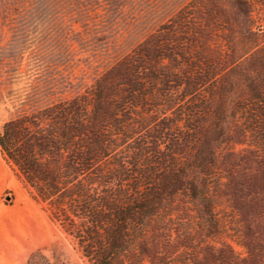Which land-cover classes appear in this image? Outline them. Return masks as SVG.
Segmentation results:
<instances>
[{"label": "trees", "instance_id": "16d2710c", "mask_svg": "<svg viewBox=\"0 0 264 264\" xmlns=\"http://www.w3.org/2000/svg\"><path fill=\"white\" fill-rule=\"evenodd\" d=\"M0 154L87 264H264V0H191Z\"/></svg>", "mask_w": 264, "mask_h": 264}, {"label": "rangeland", "instance_id": "374dc122", "mask_svg": "<svg viewBox=\"0 0 264 264\" xmlns=\"http://www.w3.org/2000/svg\"><path fill=\"white\" fill-rule=\"evenodd\" d=\"M190 1L0 0V126L82 94ZM37 250L51 264H87L0 154V264Z\"/></svg>", "mask_w": 264, "mask_h": 264}]
</instances>
